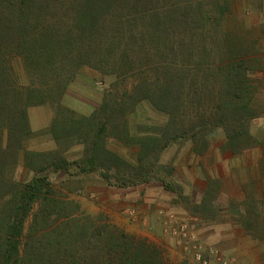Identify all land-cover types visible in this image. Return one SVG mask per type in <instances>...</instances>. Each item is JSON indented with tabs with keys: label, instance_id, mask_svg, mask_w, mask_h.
<instances>
[{
	"label": "trees",
	"instance_id": "trees-1",
	"mask_svg": "<svg viewBox=\"0 0 264 264\" xmlns=\"http://www.w3.org/2000/svg\"><path fill=\"white\" fill-rule=\"evenodd\" d=\"M149 2L0 0V264H154L155 250L143 242L128 240L126 235L118 238L115 253L89 260L72 250V237L45 232L65 204L56 195L50 172L68 171L74 166L82 174L96 173L107 184L121 188L159 180L166 189L182 195V186L172 181L171 174H164L169 166L160 162L171 143L192 139L194 150L204 154L206 137L217 128L225 135V149L233 153L242 152L253 140L251 121L264 111L255 107L258 86L247 65H254L256 59H220L214 68L213 89L203 92L214 105L208 113L191 109L193 96L200 100L203 93L193 91L186 66L160 59L151 66L150 75L136 65L151 56L152 50L146 43L136 48L126 42L138 38L166 42V24L174 16L170 8L175 4L153 10ZM144 20L150 23L145 29L139 26ZM258 62L264 65V57ZM17 64L28 77L26 84L21 81ZM86 67L102 73L120 69V77L134 73L137 82L132 90L106 92L91 114H80L63 105L62 98L77 73ZM262 68L252 69L263 74ZM142 101L166 115L167 120L163 125H139L141 132L132 133L126 117L129 108ZM43 104L54 109L47 131L58 148L36 152L26 147L35 133L28 109ZM111 141L135 148L136 159L116 151ZM75 144H82L84 152L70 161L64 152ZM21 161L35 173L32 178H15ZM245 194L243 222L256 235L264 215V200L258 203L249 190ZM215 202L210 183L196 207L212 211Z\"/></svg>",
	"mask_w": 264,
	"mask_h": 264
},
{
	"label": "rangeland",
	"instance_id": "rangeland-1",
	"mask_svg": "<svg viewBox=\"0 0 264 264\" xmlns=\"http://www.w3.org/2000/svg\"><path fill=\"white\" fill-rule=\"evenodd\" d=\"M170 4H175L170 8L174 16L167 21L165 43H155L151 38L126 40L136 48L146 43L152 50V55L136 66L153 75L152 65L160 59L184 65L193 91L210 93L215 81L214 68L220 59L226 56L256 59L254 65L252 62L247 65L254 73L251 75L254 85L258 86L255 107L264 109V73L252 69L264 66L258 62L264 57V0L149 2L153 10ZM147 25H150L148 21L139 22L144 29ZM16 68L26 84L25 71L18 64ZM111 71L81 69L68 86L63 105L89 115L101 105L106 92L132 90L138 75L128 73L120 77L119 71ZM200 98L193 96L191 109L208 113L214 102L204 93ZM129 109L126 118L132 133L141 130L139 125H163L167 120L166 115L146 101ZM28 113L35 133L26 141V147L36 152L57 149L58 143L47 131L55 115L53 107L32 106ZM250 133L253 140L239 153L225 149V135L220 128L206 137L208 148L204 154L194 150L192 139L180 138L171 143L163 151L160 162L169 166L164 174H171L172 181L182 186V195L180 191L166 189L159 180L121 188L107 184L96 173L82 174L74 166L68 171L50 172L56 195L65 204L44 231L72 237V250L88 256L89 260L115 253L119 249L118 238L126 235L128 240L143 242L155 250L154 264H264V215L256 235L243 222L246 190L254 194L258 203L264 200V111L252 119ZM110 145L130 160L136 159L135 148L116 141ZM83 152V145L75 144L64 155L74 161ZM34 175L23 161L16 168L15 178L19 181ZM210 183H213L216 208L206 211L196 204Z\"/></svg>",
	"mask_w": 264,
	"mask_h": 264
}]
</instances>
